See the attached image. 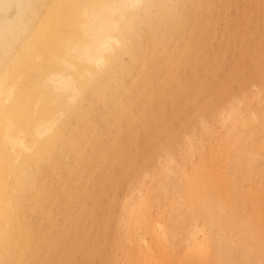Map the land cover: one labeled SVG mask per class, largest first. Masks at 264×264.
Instances as JSON below:
<instances>
[{
	"label": "bare ground",
	"instance_id": "obj_1",
	"mask_svg": "<svg viewBox=\"0 0 264 264\" xmlns=\"http://www.w3.org/2000/svg\"><path fill=\"white\" fill-rule=\"evenodd\" d=\"M260 8L264 12V2ZM225 9L223 0H0V212L5 215L0 264H74L82 254L96 263L101 250L88 245L81 250L79 239L66 244L78 236L84 211L68 183L79 181L83 172L92 176L95 147L114 153L104 164L108 171L116 162L129 169L146 154L148 143L160 147L176 138V86L190 98L209 89L192 69L188 80L174 75L176 68H189L188 57L180 54L184 51L176 52V34L189 28L196 37L202 23L215 25L211 15ZM252 34L264 40V27L244 36L237 48L256 62L263 57L264 42L257 43ZM234 63L220 76L223 88L248 81L239 73L242 64ZM257 95L264 97L263 85ZM251 140L247 135L240 145L221 146L222 151L198 144V159L187 160L191 171L180 172L187 191L177 201L184 212L174 202L167 210L227 206L229 216L222 221L228 227L218 229L215 222L212 231L197 221L189 225L176 264H232L235 250L223 235L236 231L256 252L257 264H264V201L256 180L237 167L238 174L223 177L221 189L211 172L212 160L225 154L253 158L258 153L263 159L264 142ZM249 144L257 153H248ZM247 165L257 170L253 162ZM59 169L66 174L58 175ZM135 192L134 202L126 197L120 209L122 234L135 239L124 238L132 242L126 254L130 251L134 262V255L141 256L140 264H169L175 253L168 249L176 252L174 236L151 220L147 194ZM104 208L113 211L114 206ZM53 212L69 222L57 223ZM210 214V223L218 219ZM150 233L155 238L146 241Z\"/></svg>",
	"mask_w": 264,
	"mask_h": 264
},
{
	"label": "rangeland",
	"instance_id": "obj_2",
	"mask_svg": "<svg viewBox=\"0 0 264 264\" xmlns=\"http://www.w3.org/2000/svg\"><path fill=\"white\" fill-rule=\"evenodd\" d=\"M223 1L226 4V9L222 13L210 17L216 26L202 23L195 33L196 37L190 36L189 28L180 29L181 33L176 34V52L179 54L184 51L180 54L183 57H188L189 68L188 70L176 68L174 75L180 80H188L191 78L189 71L192 69V76L200 77L209 85L206 95L203 93L191 98L187 95L184 96L183 91H180L176 86L178 93L176 97V106L178 107L176 108V138L160 147L148 143L146 154L143 157L137 156L136 165L134 164L135 166L133 165L129 169L116 162L113 163V168L108 171L104 164L114 153L108 148L97 149L95 147L93 148L96 161L95 172L91 177L87 176V172H83L79 181L68 183V189L76 188L78 190L72 189V192L76 194V200L84 206V211L82 213V230L80 227L78 236L69 238L67 241L69 243L66 244L73 245L79 239L84 241L83 245H78L79 249L83 250L84 245H88L93 250H101L103 253L101 256L97 255L98 258L95 257L96 263L94 264H140V261L143 260H138L141 256L137 254L134 255L137 262H134L130 251L126 254V250L129 249L132 242L125 239H135L134 234L129 236L122 234L120 221V209L123 206V201L126 197H130L129 202H134L137 195L136 188L141 190V195L146 193L150 198L151 220L161 222L174 236L177 254L174 250L168 249L169 253H175L171 256L169 264H176V260L181 261V253L185 247L184 240L187 235L185 232L188 226L194 224L195 221L205 225L207 230H212L215 227V222H218V229L220 225L223 230L228 227L222 221L229 216V207L227 206L214 207L211 208L212 210L194 209L191 213H182L183 207L178 203L181 202L180 193L183 190L187 191L185 180L181 178L180 172L182 169L191 171L187 160L195 162L198 159L196 152L198 144L210 147L212 151L216 148L218 151H222L221 146L240 145L242 139L247 138V135L250 136V140H256V143L259 140L264 142V108H261L264 97L261 98L257 95L260 86H264V48H261L263 57L256 62L251 61L248 55L243 54L237 48L244 36L247 38L252 30L261 31V25L264 27V22H259L260 12L264 13L260 8L264 0ZM258 9L260 11H257ZM232 31L235 34H232ZM252 37H255L257 43L263 44L264 40L259 36L252 34ZM249 43L247 40L246 44L249 45ZM234 62L242 64L239 73L247 77L248 81L243 87L229 83L223 88L224 82L220 76L229 72L228 69L235 64ZM251 107L255 109L257 115L253 116L248 113V108ZM223 108L228 110V114H221ZM248 142L247 140L246 143ZM142 148L139 150L142 151ZM228 150L233 151L231 148ZM249 151L257 153L251 144H249L248 153ZM225 156H227L226 160L222 161ZM260 156L258 153L253 158L249 155L225 154L220 157V161L212 160L214 163L211 172L214 173V179L218 186L222 189L223 177L229 179L233 174H238L237 167H239L243 169L247 178H252L254 182L256 180L254 187L264 201V158L262 159ZM249 161L253 162L257 170L250 171V165H247ZM190 165L192 170H198L193 167V164ZM163 166L166 168L165 170H163ZM57 174L64 176L66 172L64 169H59ZM125 175L130 178H124ZM225 190L228 191L226 186ZM97 202L101 204L97 206L95 204ZM173 202L182 209L181 212L167 210V206ZM105 204L113 205V211L104 208ZM209 214H214L218 219L211 218L215 221L210 223ZM4 216V213L0 212V223L4 222ZM262 217L264 220V214ZM53 220L60 224H65L68 221L67 218L59 217L56 212H53ZM137 235L139 236V234ZM223 236L227 237L229 245L235 250L232 254V264H243L244 262L257 264L259 257L249 247L243 234L236 231L230 234L227 232ZM144 237L146 241H150L155 238V234L150 233ZM225 237L222 239L223 241ZM208 242L215 245L213 239L209 238ZM89 251L91 250L87 252ZM89 258L88 255L82 254L74 260V264H92Z\"/></svg>",
	"mask_w": 264,
	"mask_h": 264
}]
</instances>
